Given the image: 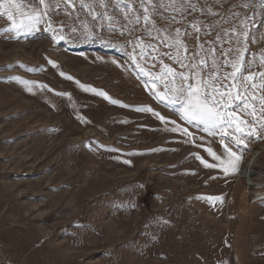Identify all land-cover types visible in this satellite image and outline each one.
Segmentation results:
<instances>
[{
    "label": "rangeland",
    "instance_id": "obj_1",
    "mask_svg": "<svg viewBox=\"0 0 264 264\" xmlns=\"http://www.w3.org/2000/svg\"><path fill=\"white\" fill-rule=\"evenodd\" d=\"M106 2L49 0L48 16L31 31L0 16V264H264V130L245 116L261 138L206 131L183 120L179 104L157 99L166 91L154 79L161 60L181 70L164 55L175 54L171 41L130 23L123 3ZM192 2L218 15H187L182 33L194 19L221 21L200 33L209 41L219 32L218 49L230 46L221 27L243 30L247 18L243 60L256 70L264 55L257 0L248 8L246 0ZM144 106L166 120L138 110ZM177 126L192 135L171 130ZM225 144L242 155L238 171L197 158L219 163L206 149L226 159Z\"/></svg>",
    "mask_w": 264,
    "mask_h": 264
},
{
    "label": "snow or ice",
    "instance_id": "obj_2",
    "mask_svg": "<svg viewBox=\"0 0 264 264\" xmlns=\"http://www.w3.org/2000/svg\"><path fill=\"white\" fill-rule=\"evenodd\" d=\"M66 2L72 3L73 0H66ZM98 2L101 7H107L106 0H98ZM216 2L220 3L221 0H216ZM81 3L86 8H92L91 4H84V0H81ZM121 3L125 5L126 9L122 14L125 17H130V23L141 24L143 22L142 27L150 37L153 32H156L157 36L161 32L165 33L161 40L166 45L170 40V46L174 47V55L170 52H165L164 55L175 60L181 70L177 71L161 60V72L154 79L163 84L166 91L164 93L157 92V99L167 100L170 106L179 104L181 118L189 124L199 122L205 125L206 131L209 128H219L222 135L245 133L247 136L256 134L257 138H261L256 124L261 130H264V55L259 56V65L256 70H252V64L245 66L243 52L248 49L244 41L249 37L247 18L239 21L243 25V30H237L235 26L221 27L220 31L228 37L226 43L230 46L227 49L223 47L218 49L217 42H225L219 32L214 39L209 41H204L200 33L202 29L212 28L215 30V25L220 24L221 21L204 25L200 20L194 19L187 22L191 28L190 32L187 28L183 33L181 31L184 27L181 21H184L187 15L197 12L218 15L212 11L211 5L207 2L204 6L198 7V4L193 3L192 0H117L116 6L119 7ZM250 3L251 0H246L242 7L248 8ZM257 4L264 8V0H257ZM59 6L57 2L55 7L59 8ZM52 7L49 0H28L27 4H25V0H0V16L7 17L13 30L31 31L43 17L48 16L49 9ZM232 15L235 17L239 13ZM177 16H179V20ZM106 18L113 19L111 16ZM205 35H207V31H205ZM188 36H192L197 43L190 47L186 43ZM137 40L139 41L138 46L143 49L145 42L140 37H137ZM233 41L240 46L238 49L235 48ZM148 47L152 48L153 52L157 51L154 45L149 44ZM234 50L236 55L229 59L228 57ZM140 55H144L143 50ZM135 58L133 56V59ZM224 65H229L231 71H220ZM141 70L143 71V69ZM68 78L72 79V77ZM24 83L32 82L24 81ZM81 87L89 90L84 85ZM90 90L97 91L96 89ZM99 94L111 99L102 91ZM111 102L113 104L120 103L114 99H111ZM138 110L152 112L161 121L166 120L164 116L154 112L150 107L144 106ZM245 116L252 117L256 124L244 119ZM173 123L175 124V121ZM228 129H233V133H230ZM171 130L183 132L186 136L192 135L187 128L179 126ZM235 142L243 144L244 140L240 136H236ZM221 144H224L223 139ZM224 147L226 159H222L221 155H217L211 147L206 149L208 154L219 163H209L199 156L197 158L207 168L223 167L225 174L230 171H238L242 155L233 151L226 144ZM215 199H219V197Z\"/></svg>",
    "mask_w": 264,
    "mask_h": 264
},
{
    "label": "bare ground",
    "instance_id": "obj_3",
    "mask_svg": "<svg viewBox=\"0 0 264 264\" xmlns=\"http://www.w3.org/2000/svg\"><path fill=\"white\" fill-rule=\"evenodd\" d=\"M250 174H251V175H250ZM250 174H249V178H250V179L253 178V177L255 176V173H253V172L250 173ZM254 184H255V183H253V185H254Z\"/></svg>",
    "mask_w": 264,
    "mask_h": 264
}]
</instances>
